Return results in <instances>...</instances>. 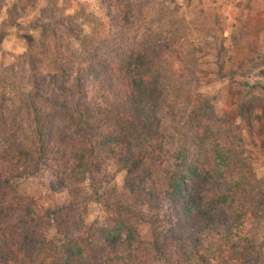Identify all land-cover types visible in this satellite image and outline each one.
<instances>
[{
    "label": "trees",
    "instance_id": "16d2710c",
    "mask_svg": "<svg viewBox=\"0 0 264 264\" xmlns=\"http://www.w3.org/2000/svg\"><path fill=\"white\" fill-rule=\"evenodd\" d=\"M133 23L130 12L118 16L104 50L86 61L93 105L73 109L62 89L32 97L16 118L0 115V264H249L247 185L187 87V56L162 34H132ZM170 119L183 132L168 142ZM102 159L132 177L131 192L148 188L151 240L129 208L114 207L109 226L73 228L74 207L21 190L52 166V190L69 191L92 182Z\"/></svg>",
    "mask_w": 264,
    "mask_h": 264
},
{
    "label": "rangeland",
    "instance_id": "374dc122",
    "mask_svg": "<svg viewBox=\"0 0 264 264\" xmlns=\"http://www.w3.org/2000/svg\"><path fill=\"white\" fill-rule=\"evenodd\" d=\"M20 1L0 0V115L16 118L32 97L62 89L73 109L93 105L97 88L85 75L86 61L116 33L113 21L130 12L132 34H162L187 56V87L247 185L240 203L249 214L247 260L264 264V0H31L24 13ZM181 126L166 122L168 142ZM101 164L92 182L69 191L52 190V166L22 180L21 190L48 205L74 207L73 228L109 226L114 207L129 208L140 218V237L151 240L148 188L131 192L132 177L113 160Z\"/></svg>",
    "mask_w": 264,
    "mask_h": 264
}]
</instances>
